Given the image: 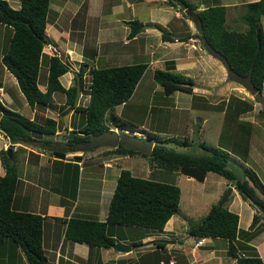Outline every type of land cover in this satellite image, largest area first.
Returning <instances> with one entry per match:
<instances>
[{"label":"crops","instance_id":"crops-1","mask_svg":"<svg viewBox=\"0 0 264 264\" xmlns=\"http://www.w3.org/2000/svg\"><path fill=\"white\" fill-rule=\"evenodd\" d=\"M7 1L14 8L20 6V0ZM135 1L136 0L49 1L46 23V33L49 41L62 52V57L63 59L65 58V61L68 57V51L73 50L74 52L73 57L69 56L73 64L69 61V70L59 77L62 84L65 87L73 84L74 78H77V71L80 69V62L82 61L88 63L83 74L84 78L85 72L89 70L92 65L96 67L95 62L102 57L104 61H107L105 57L115 61L110 62L111 64L109 65L145 62L147 63V67L136 84L131 96L126 101L115 105L108 112H113L114 115L118 116L123 121L134 122L136 125L134 129L139 131L137 127H141L143 131L153 123L155 125L158 124L160 110L164 109L163 106L169 102V99H172V102H170L172 105L171 108H169L170 112L167 117V128H171L169 126H173V128L177 126L179 130H181V133L183 127L185 129L188 128L187 124L192 117L196 116L201 118L197 136L203 135L201 129L203 130L206 128V124L209 122L210 118L214 121V118H217L219 115L221 119L219 125L221 132L217 135L214 145H221L229 151V160L232 161L234 168L236 167L235 170L238 174L241 173L245 167L250 168L264 185V174L263 170H261V167L264 166V126H262L258 120L244 117V114L252 110V108L242 113L238 111L234 103L230 102L228 104V101H226L223 103V106L218 104L217 107L213 108L214 111L216 110V113H218L216 116L211 113L213 109L210 111H206V109L201 110L203 107H206L207 104L210 106V102L205 99L193 102L192 96V102H190L189 95L193 93V91L196 89L205 91V89L202 88L203 86L198 84V77L200 80L204 81V78L207 77L206 75L208 72H211L210 68L213 66L222 68L223 71L226 72L222 63L217 58L209 55L202 49L191 48L189 42H185L188 38H180L187 34L192 36L195 32V27L191 25L190 21L191 14L190 20L188 19L189 22H187L180 6L171 5L165 0L163 4L156 2L159 12L154 10L146 20H141L137 17L139 12L136 13V9L139 6L136 7L137 1ZM140 1L145 5L152 3L148 0ZM188 1L195 4V9H201L212 4L225 5V22L226 25L230 27L233 22L230 21L228 24V11L234 10L237 7L243 8L246 2L253 0ZM201 4L203 5L201 6ZM161 7L169 8V11L161 9ZM242 12L243 11H241V13ZM110 14H112V16H110ZM134 18L142 22L143 28L139 32L130 35V27L127 21ZM234 19L235 17L232 15L231 20ZM156 22L163 24L169 29L170 35L174 37L173 40L162 38L161 31L155 26ZM93 25L94 27H92ZM0 27L7 29L6 35L8 37L11 29L4 24H0ZM89 28L94 29V32H89ZM49 30H51V33ZM48 32L50 33L49 35ZM117 42L119 46L115 47V43ZM197 63L204 66L203 69H200L201 71H198L196 67ZM74 64H76V66L78 65V67ZM171 66H174L171 70L188 75L193 78V81L196 79L192 85L191 92L176 89L170 94H166L163 90V86L154 80L153 70L155 68L166 69ZM193 72H196V75H191ZM146 74H149L154 80L151 87H149V83H146V80L143 81ZM207 80L209 81L208 77ZM143 82H145L142 86L144 92L141 93L138 92V90ZM0 86H2L5 94L8 95L9 89L3 84ZM44 88L45 86L42 89ZM178 91L183 92L184 95H178ZM158 92L160 94L155 96ZM82 93L83 92L80 91L78 103L81 100ZM202 93L203 92L199 94ZM145 95L148 97L147 101L153 96L151 104H144V99L142 97ZM194 95L196 96L197 94ZM88 97L89 95L87 94L86 101ZM182 99L184 100L182 101ZM60 103H58L57 107H53L52 110L56 111L57 115L58 111H60ZM201 103L203 104L201 105ZM211 104H216V102ZM149 106L151 110L154 109L155 114L153 113L152 118L146 115ZM143 108L146 109L143 114L141 111L137 112ZM32 109L34 110V108ZM73 110V108H70L66 112L69 115L67 119V131L64 130L63 121L61 130L58 126L53 134L42 136V138L34 142L36 146L31 145L34 143H12L3 132H0V174L3 175L5 173V167L1 158V150L5 149L3 144H9V146L13 145V152H18L14 157L18 176L13 196V206L43 216L42 247L47 259L52 264H160V260L168 264L170 259L174 261V264H236V257L229 255L227 240L225 238L195 236L188 232V222L197 219L188 218L186 216L187 214L180 209L179 204L178 211L173 214L165 222L164 227L159 230L143 228L145 232L141 230V233L135 235L137 230L135 231L133 227L136 226L110 225L108 227V234L115 238L114 242L121 241L130 244L131 248L128 250H118L113 247V245L109 247L89 246L86 242L72 241L69 239L65 235V229L67 219L71 215L85 216L99 221L106 219L109 200L116 185L118 174L120 170L125 167H128V169L135 174V169L134 167L132 169L131 162L136 159L135 155L114 152L112 150L113 147L110 146L85 149L80 144L79 140L68 142L69 135L80 133L77 127L78 122L82 120V114L79 113L76 115V113H73ZM258 111H260V108ZM66 113L61 117L63 118ZM226 113H234L229 121H226ZM236 114L237 116L235 118L234 116ZM53 117L57 118V116ZM74 117H76V119L73 120ZM240 120H243V123L249 120V125L246 126L243 123L241 124L239 122ZM155 121H157V124ZM106 122L109 129L123 131L131 130L115 125L110 115ZM223 130L226 133L224 136H221ZM148 131L150 130L148 129ZM151 131L155 132V130ZM173 132H175V130H173ZM195 132H197L196 128ZM58 133H62L61 135H63V133L67 135L69 133V135H64L60 138L55 136ZM55 151L64 153L57 154ZM18 155L20 156L19 158H17ZM126 161H130V163L127 166H123L127 164L125 163ZM133 164L135 165L134 162ZM211 172L212 171L207 172L204 179L199 181H205L210 175L214 176L213 179L215 182L218 181L217 185L210 187L205 184L200 185L202 190L211 189L209 193L212 200L206 201L201 195L184 194L185 196H182V201L184 199L187 201H184L185 207L187 209L191 205L202 207L205 209L203 214V216H205L212 205L219 201L221 191H224L227 187H231L230 196H228L227 201H225V205L227 202V207L238 213V227L240 230H245L243 238H241L239 234L237 236V252L238 254L248 252L244 248V252L241 250V248L244 246L246 247V245L254 247L259 256L264 260V209L243 199L229 179L223 175L220 177ZM164 176L168 177L169 175L166 174ZM183 177L188 183L196 179L194 176L188 174L183 175ZM186 187V193H194L189 186ZM179 189L180 195H182L183 189L180 188V186ZM219 189L222 190L219 191ZM82 191L84 192L82 193ZM92 193H94L96 198L98 197L99 203L96 208L93 207L94 200L91 199ZM260 196L264 198V194L261 192ZM80 198L82 199V204H86L85 207L77 203ZM193 198L194 201L192 200ZM207 204L210 208L206 211ZM255 212L258 214L260 213V217L257 224L251 229L249 228V224ZM176 214H180L178 216L183 217L185 219L184 223L187 224L181 231L178 230V226H180L178 223L181 217H178ZM182 214H185V216H182ZM241 215L245 216V218L243 217V227H241L239 222ZM246 231L251 233L250 236L246 234ZM199 239H202V243L197 244L196 242ZM133 241H137L138 244H133ZM10 251H12V253L14 252L15 255L18 252L22 253L20 248H13L10 242L5 240L0 241V264H8L5 262V259ZM1 257L4 259L3 261H1ZM10 264H27V261L26 258L20 259L19 261L15 258Z\"/></svg>","mask_w":264,"mask_h":264},{"label":"trees","instance_id":"trees-1","mask_svg":"<svg viewBox=\"0 0 264 264\" xmlns=\"http://www.w3.org/2000/svg\"><path fill=\"white\" fill-rule=\"evenodd\" d=\"M49 1L20 0V6L14 8L7 0H0V24L11 29L10 35L2 47L1 61L15 77L26 101L32 108L35 105L45 106L53 101L55 91L63 92L65 102L59 104L60 112L65 111L63 113H66L70 108H73V113L82 114V120H78L77 127L80 133L69 135L68 142L89 139L109 128L106 122L109 115L115 125L134 130L136 128L134 122L123 121L113 112L108 111L131 96L147 67V63L107 64L100 67L92 65L89 68L90 78L86 85L83 74L88 63L80 62L77 76L81 92L88 94L89 97L86 104L79 102L75 105L77 78H74L73 84L68 87H65L59 78L69 70L68 61H65L62 56L46 54L42 50L49 41L46 33ZM167 2L175 6L179 5L188 17L190 14L198 15L202 21L206 40L228 58L231 66L237 72L247 74L251 70L253 83L259 88V91L263 89L264 32L261 16L264 14V0L245 3V9L240 15L243 22L247 24L244 30L229 28L226 25L225 5L212 4L195 9V4L188 0H167ZM127 22L130 27V35L143 28L142 22L136 18ZM155 26L161 31L163 39L173 40L174 37L170 35L166 26L159 22H156ZM192 35L200 38L196 30ZM188 36L191 35H183L180 38L186 39ZM44 63L47 65V75L45 88L41 89L37 79L40 67ZM173 68L174 66L166 69L155 68L153 70L154 80L163 86L166 94H170L176 89L191 92L193 78L171 70ZM255 100H257L256 97ZM232 101L229 100L228 104L234 103ZM223 103L221 102L219 105L223 106ZM234 105L242 113L252 108L251 102L246 99L237 101ZM261 109L263 108H260V112H262ZM0 110L2 111L0 132H3L12 143H33L46 134H53L59 126V120L52 116L46 115L41 120L30 118L6 106L1 99ZM145 110V108L141 110L142 114ZM61 121L63 123L62 118ZM143 132L148 138L154 140L150 154L126 148L121 144L114 146L112 150L120 154L139 153L148 157L153 161L152 167L156 173H152L153 177H142L133 174L128 168H122L109 200L106 219L99 221L85 216L71 215L67 219L65 229V235L69 239L86 242L89 246L109 247L115 240L112 235L108 234L110 225H133L138 228L162 229L165 222L178 211L180 189L174 181L168 180L176 171L194 176L198 180H203L209 171L223 175L234 184L243 199L264 209V198L260 196V192L264 194V185L250 168L245 167L238 174L229 167V151L223 146L201 141L199 144L203 148V152L189 153L167 145L169 142L175 145H185L188 143L187 137L180 140L173 136L160 137L156 132L148 130H143ZM12 146H9L11 155L6 149L1 150L5 173L0 174V241H8L13 248H20L28 264H52L47 259L42 247L43 216L13 206L18 173ZM55 153L63 154L64 152L55 151ZM157 170L158 172L159 170L166 171L162 173H167L168 179L154 178L156 175L164 176L159 175ZM238 219L237 212L230 210L224 204L219 205L217 202L201 219L190 220L187 230L195 236L225 238L229 255L236 257V264H264L263 258L258 255L254 247L246 245L242 248L248 252L238 254L237 236L238 234L243 235L245 232L244 229L240 230L238 227ZM258 220L259 214L255 212L249 228L252 229ZM246 234L250 236L251 233L246 231ZM133 244L138 243L133 241Z\"/></svg>","mask_w":264,"mask_h":264},{"label":"rangeland","instance_id":"rangeland-1","mask_svg":"<svg viewBox=\"0 0 264 264\" xmlns=\"http://www.w3.org/2000/svg\"><path fill=\"white\" fill-rule=\"evenodd\" d=\"M136 1H135L136 2V7L139 6L136 9V13L139 12L138 15H137V17L139 19H141V20H146L147 17L151 15L152 11L154 12V10H156V11L159 12V9L157 8L156 2L159 3V4L165 3V0H148V1H151L152 3H150L149 5H145L140 0H136ZM202 5L203 4H201V6ZM161 9H166V10L169 11V8L167 9V8H162L161 7ZM244 9H245V6H243V8H238L237 7L234 10H229L228 11V17H229L228 18V24H229L230 21L233 22L229 28H236V29L244 30L247 27V24L245 22H243V20L241 19V16H240L241 15V11H244ZM178 13L181 15V13L179 11H178ZM183 15L186 18L187 22H189V20L191 19L190 20L191 21V25L193 27H195V24H194L192 18L188 17L185 14L184 11H183ZM232 15H234V17H235L234 20H231V16ZM110 16H112V14H110ZM261 24H262V28H263V32H264V14L261 16ZM92 27H94V25ZM88 31L89 32H94V29L89 28ZM49 32L51 33V30H49ZM49 32H48V35L50 34ZM6 34H7V29H5L4 27H0V85L3 84L7 89H9V91H8L9 92V94H8L9 96H8V95L5 94L2 86H0V99L2 100V102L6 106H8L10 108H13V109H15L17 111H19L20 113L26 115L27 117H31V118L35 117V119H37V120H41L46 115L47 116L49 115V116H52V117L53 116H57L56 119L59 120V128L61 130V128L63 126V123L61 121V118H62L61 116L64 114L63 112H65V111H63V112L58 111V115H57L56 111H52V110H53V107H57L58 106V103L61 102L60 104H62V102L63 103L65 102V95L63 94V92L55 91L54 92V95H53V101L51 103H49V104H47L45 106L35 105L34 110L32 109V107L26 101L25 96L21 92V90H20V88H19V86L17 84V81H16L15 77L12 75V73H10L6 69V67L4 66V64L1 61L2 47L5 45V41H6V38H7V35ZM189 45H190V43H189ZM116 46L117 47L119 46V43L118 42L115 43V47ZM52 47L53 48L55 47V49H58L56 46L53 45V43H51L50 41H48L47 44L43 47L42 50L46 54H53L52 53V51H53V48ZM193 49H202V50H204V52H206L205 48H202L200 46V44H197L196 47L193 48ZM69 51H68V54H67L68 57L66 58V60L68 62L71 61L72 64H73V61L69 58V56L73 57L74 52H73V50H69ZM55 53H56V50H55ZM105 59L107 61H104V58L103 57L101 59H99L98 61H96L95 62L96 66L97 67L98 66L100 67V66H103V65L111 64L110 62H115L112 59L111 60L108 59V57L107 58L105 57ZM64 60H65V58H64ZM74 65L76 66V64H74ZM76 67H78V65ZM196 67H197L198 71H201L200 69H203L204 66H201L200 63H197L196 64ZM210 71L211 72H208V74L206 75L209 78V81L207 80V77H205L204 78V81H202L197 76L198 77V81H199L198 84L202 85L203 86L202 88L205 89V91H203V90L201 91L199 89H196L195 91H193V93H191L189 95L190 96V102H192V96H193V102H198L200 100L205 99L206 101L210 102V106L207 104L206 107H203L201 110H205L206 109V111H210V110H212L215 106H217L221 102H226V101L229 102V100H233L232 102H234V104H235L237 101H242L243 99H246L249 102H251V104H252V110L246 112L244 114V117H249L251 119L258 120L262 124V126H264V111H263V109H261L262 112L258 111L259 108H262V106H261L260 102H258L257 100H255V96L251 95L247 91V89H245L238 82L229 79L226 76V74H225L226 72H224L222 68H218V67H214L213 66V67L210 68ZM193 74L196 75V72L195 73L193 72L191 75H193ZM46 75H47V65L44 63L40 67L39 77L37 79L38 85H39V87H41V89L45 86ZM193 77H196V76H193ZM89 78H90V72H89V70H87L85 72V78H84L85 81H86V85L88 84ZM145 80H146V83H149L150 84L149 87H151V85L154 83L153 78L149 74H146L145 75L143 81H145ZM194 81H196V79ZM144 83L145 82H143L141 84V86L139 87L138 92H141V93L144 92V88L142 89V86L144 85ZM263 89H264V87H263ZM201 92H203V93L202 94H199ZM262 92H263V90H262ZM178 93H179L178 95H184L183 92H181V91H178ZM159 94L160 93L158 92V93L155 94V96H157ZM194 94H197V95L195 96ZM86 98H87V94L83 93V95L81 96L80 103L81 104H84V103L86 104L87 101H88V100L86 101ZM142 98L144 99V101H143L144 104H151L152 99H153V96L150 98L149 101H147L148 100L147 95H145ZM134 99H136V98H134ZM183 100L184 99H182V101ZM170 102H172V99H169V102L166 105L163 106L164 109H161L160 110L161 112H159L160 113V115H159L160 119L158 120V124L156 123L157 121H155V123L157 125H155L153 123L146 130H148V129L150 131L151 130H155L156 134H158L159 136H163V137H165V136H172V135L175 134L174 136H177V139H180V140H183V139H185L187 137L188 138V141H187L188 143L185 144V145H182V144L181 145H175L172 142H169L167 145L168 146H171V147H174L177 150H182V151H186V152H189V153H201V152H203V148L199 144L201 141H205L206 143H209V144H215L216 139H217V135L220 134V132H221V128L219 127V125L221 123V119L219 118L220 116L218 115V113H216V110L214 111V109H213L211 111V113H213V115H216V116L218 115L217 118H214V121H213L212 118H210L209 119V122L206 124V128H204L203 130L201 129L203 135L201 133L202 136H200V135L197 136L198 128H199L198 126L200 124L199 121L201 120V118L196 117V116H194L196 118L192 117L191 120L189 121V123L187 124L188 125V128H186L187 131H186V129L184 127H183V129H182L183 131L181 133H180L181 130H179V128L177 126L175 128H173V126H169L171 128H167L168 127V125H167V121H168L167 119L168 118L167 117H168L169 112H170V109L169 108H171V105H172V104H170ZM214 102H216L217 105L216 104H211V103H214ZM202 104L203 103H201V105ZM66 106H67V104H66ZM150 106L147 108L146 115H147V117L150 116L152 118L153 117V113H154V109L151 110V107ZM141 110L142 109H140L137 112H140ZM76 114H79V113H76ZM233 114L226 113L225 114L227 116L226 121H229V119L231 117H233ZM236 116H237V114L234 117L236 118ZM239 122L242 124L243 123V120H240ZM249 122L250 121L247 120L243 124L246 125V126H248L249 125ZM195 128H196V131L197 132H195ZM137 129L138 130H142L141 127H137ZM173 130H175V132H173ZM225 133L226 132L223 130L221 136H224ZM61 134L62 133H58L55 136L62 138V136L66 135V133H63V135H61ZM68 135H69V133L66 136H68ZM36 141H34V142H36ZM4 145L5 144H3V146ZM31 145L32 146H36L35 143L34 144H31ZM5 148H8V145H6ZM17 153L18 152L13 153L14 154V157H15V155ZM133 155H135L136 159L131 162V165H132V169H133V167L135 169V171H134L135 175H139V176H143V177H153V176H151L152 173L153 174L156 173V170H154V168L152 167L153 166V161H151L146 156H142L139 153H137V155L136 154H133ZM19 157L20 156L18 155L17 158H19ZM133 162L135 163L136 166L133 164ZM125 163H127V164L126 165H123V166H127L130 163V161L129 162L126 161ZM228 166L231 167V168H233L234 170L236 168V167L234 168V165L232 164V161L231 160H229ZM125 168H128V167H125ZM261 170H263V174H264V166L261 167ZM157 172H158V170H157ZM162 172H166V171L159 170V172H158L159 175H165V174H167V173H162ZM211 173L212 174H215L217 176L222 177L221 175H219L217 173H214V172H211ZM183 175H185V174H182L181 172L177 171V172H173V174L171 175V177H169V179L166 176H161V177L159 176L158 177L157 175L154 178H160V179L161 178H165V179H168L170 181H174L176 184H178L180 186V188L183 189L182 195H180V197H181L180 198V203H179L180 209L187 214L186 216L188 218H190V219H195L196 218L197 220H199V219L202 218V216H203V214L205 212L204 211L205 209L202 208V207H199V206H196L195 207L193 205H191L187 209L185 207V203H184V201H186V200L184 199L182 201V196L184 194L185 195L195 194L197 196L201 195V196H203L206 199V201H211L212 199L210 198L211 195L209 193V192H211V189H209V190H204L203 189L202 190L200 188V185L205 184L208 187H210V186H213V185H217L218 184V181L215 182V180L213 179L214 176H211L210 175L203 182L195 179V181L188 183V181L185 180V178L183 177ZM186 186H189V188L194 193H192V192H187L186 193L185 192V190L187 189ZM227 189H228V187L225 188L224 191H221V193L219 195L220 197H219V201L218 202H220V199L226 193ZM220 190H222V189H219V191ZM83 192L84 191H82V193ZM85 194H86V192H85ZM228 196H230V193L228 194ZM228 196H227V198H228ZM91 199L94 200L93 207L96 208V206H98V203H99L98 202V197L96 198V196L94 195V193H92ZM192 200L194 201V198ZM77 203L79 205H81L82 207H85L86 206L85 203L82 204V199L81 198L78 200ZM223 204L225 205V203H223ZM206 206H207L206 207V211H207L210 207H208L209 206L208 204ZM225 206H227V202H226V205ZM178 215H180V214H178ZM182 216H185V214L184 215L182 214ZM178 217H181V216H178ZM243 217L245 218V216H242L241 215L240 221H239L241 227H243V225H244V221H243L244 218ZM259 217H260V213H259ZM184 221H185V219L183 217H181L180 218V221L178 223V225H180V226H178V230L179 231H181V229L183 230L185 228V226H187V224H185ZM133 229L135 231L137 230L136 233H135V235L138 234V233H141L140 232L141 230H143V232H145V230L143 228L133 227ZM240 236H241V238H243V235L240 234ZM241 250H242V252H244L243 248H241ZM254 250L256 251L255 248H254ZM164 256H166V255H164ZM15 258L19 261L20 259H25V255H24V253L22 254V253H19V252L15 255L14 252L12 253V251H10V253L8 254V256L5 259V262L8 263V264H10ZM3 260L4 259L1 257V261H3Z\"/></svg>","mask_w":264,"mask_h":264},{"label":"water","instance_id":"water-1","mask_svg":"<svg viewBox=\"0 0 264 264\" xmlns=\"http://www.w3.org/2000/svg\"><path fill=\"white\" fill-rule=\"evenodd\" d=\"M191 18L195 24V29L200 35V40L205 48L206 52L217 58L223 65L226 71V76L241 84L247 91L255 96L257 98V101L260 102L263 111H264V94L259 88L253 83L252 78H251V70L247 74H240L237 72L230 64L228 58L219 50L215 49L213 45H211L210 42L206 40V36L204 34L203 26H202V21L200 17L196 14H191ZM259 33V30H258ZM257 33V37H258ZM259 41V40H258ZM80 82H79V77L77 76V81H76V95H75V101L74 104L77 105L78 99L80 96ZM2 111L0 110V118H1ZM68 114L66 113L63 116L64 120V130L67 131V119H68ZM80 144L85 148V149H94V148H99L102 146H110L114 147L117 146L118 144H121L122 146L126 148H130L142 153L150 154L151 150L153 148L154 142L152 139L148 137H140L139 135L133 133V131H123V130H117V129H104L101 132L93 135L91 138L86 139L84 141H81ZM8 154L11 155V149L7 150ZM231 191V187H228L226 193L222 196L220 199L219 205L223 204V202L227 199L228 194ZM113 247H115L118 250H128L131 248V245L125 242L117 241L114 242Z\"/></svg>","mask_w":264,"mask_h":264},{"label":"built area","instance_id":"built-area-1","mask_svg":"<svg viewBox=\"0 0 264 264\" xmlns=\"http://www.w3.org/2000/svg\"><path fill=\"white\" fill-rule=\"evenodd\" d=\"M189 42H190V46H191L192 48H195L197 44H200V45H201L200 39H199L198 37H190V38H189ZM52 48H53V47H52ZM55 50H56V53H55ZM52 53H53V54H57L58 56H61V54H62L61 51L58 50V49H55V47L53 48ZM132 131H133V133L139 135L140 137H147V136H146V133L143 132V131H141V132H140V131H137V130H132ZM196 243H197V244H198V243H202V239H199ZM160 264H165V263H164L163 260H160ZM168 264H174V261L170 259V260L168 261Z\"/></svg>","mask_w":264,"mask_h":264},{"label":"clouds","instance_id":"clouds-1","mask_svg":"<svg viewBox=\"0 0 264 264\" xmlns=\"http://www.w3.org/2000/svg\"><path fill=\"white\" fill-rule=\"evenodd\" d=\"M195 30H196V29H195ZM191 37H196V36H193V35H192ZM189 38H190V37H188V39L185 40V42H189ZM198 38H199V37H198ZM199 39H200V38H199ZM200 42H201V40H200ZM189 43H190V42H189ZM46 44H47V43H46ZM46 44H45V45H46ZM200 46L202 47V43H201ZM202 48H203V47H202ZM61 56H62V54H61ZM62 58H63V57H62ZM67 130H68V129H67ZM134 130H135V129H134ZM131 131H132V130H131ZM81 141H82V140H81ZM5 146H6V145H5ZM5 146H3V147L5 148ZM8 146H9V144H8ZM5 149L8 150V149H10V148L8 147V148H5Z\"/></svg>","mask_w":264,"mask_h":264},{"label":"flooded vegetation","instance_id":"flooded-vegetation-1","mask_svg":"<svg viewBox=\"0 0 264 264\" xmlns=\"http://www.w3.org/2000/svg\"><path fill=\"white\" fill-rule=\"evenodd\" d=\"M262 90H263V89H262ZM262 90H261V91H262ZM263 94H264V93H263ZM83 141H84V140H83ZM79 142H81V140H79Z\"/></svg>","mask_w":264,"mask_h":264}]
</instances>
